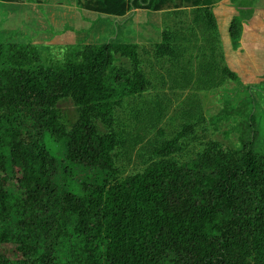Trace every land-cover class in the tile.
Returning a JSON list of instances; mask_svg holds the SVG:
<instances>
[{
  "label": "trees",
  "instance_id": "trees-1",
  "mask_svg": "<svg viewBox=\"0 0 264 264\" xmlns=\"http://www.w3.org/2000/svg\"><path fill=\"white\" fill-rule=\"evenodd\" d=\"M168 1L88 0L84 9L119 26L118 18L161 12ZM172 1L215 22V0ZM155 48L173 53L167 33ZM139 65L135 44L83 45L47 68L34 46L0 43V219L11 215L0 221V264H264V161L252 111L239 151L212 145L188 163L160 160L122 181L110 174L117 142L100 136L91 117L110 126L122 100L147 91ZM63 98L78 108L69 131L56 110ZM48 139L63 141L61 159ZM180 150L175 138L156 153ZM76 166L95 174L71 183Z\"/></svg>",
  "mask_w": 264,
  "mask_h": 264
},
{
  "label": "rangeland",
  "instance_id": "rangeland-1",
  "mask_svg": "<svg viewBox=\"0 0 264 264\" xmlns=\"http://www.w3.org/2000/svg\"><path fill=\"white\" fill-rule=\"evenodd\" d=\"M87 1L0 0V43L34 46L47 68L63 64L72 50L83 45L132 41L138 45L147 91L122 100L110 126L91 117L100 136L113 134L116 139L110 172L114 178H131L160 160L191 162L212 145L230 153L239 151V131L247 111L256 118V149L264 161V0H215L210 9L213 24L204 9L170 0L161 12L140 16L134 28L129 25L127 35L133 37L122 36L117 31L121 25L112 18L84 9ZM102 20L105 27L99 28ZM108 23L111 28H106ZM232 23L234 38L229 36ZM164 33L171 38V55L156 52ZM113 60L116 66L132 70L128 60L117 55ZM226 70L236 79H230ZM56 110L69 131L78 108L70 98H63ZM175 138L180 151L165 157L156 153ZM47 145L53 156H64L63 141L48 139ZM94 174L76 166L69 181L77 183ZM10 216L5 214L0 221L7 222Z\"/></svg>",
  "mask_w": 264,
  "mask_h": 264
},
{
  "label": "crops",
  "instance_id": "crops-1",
  "mask_svg": "<svg viewBox=\"0 0 264 264\" xmlns=\"http://www.w3.org/2000/svg\"><path fill=\"white\" fill-rule=\"evenodd\" d=\"M144 14H146V15H144ZM148 14H151V12L150 11H147V10H136L135 12H134V14L132 15V18H131V22L130 21H126V19L128 18V16H125V17H123V18H118L117 20L120 22V24H121V26L118 28V32L119 33H121L122 34V36H127V37H130L131 36V34L128 36L127 35V29H128V27H129V25H132V28H134L135 27V23H137L138 22V20H139V18H140V16L142 17V16H148ZM101 16V15H100ZM97 18V17H96ZM101 18H103V17H101ZM105 18H109V17H107V16H105ZM110 19V18H109ZM110 20H113V18L112 19H110ZM121 20V21H120ZM124 20V21H123ZM98 25H99V28H101V26H104L105 27V25H104V21L102 20V21H100V22H98ZM111 25L108 23V25H106V28H111L110 27ZM109 30H111V29H109ZM133 36H134V34H132ZM133 36H131V37H133ZM122 44H125V43H122ZM128 44H135V45H137L136 43H134L133 41L132 42H130V43H128Z\"/></svg>",
  "mask_w": 264,
  "mask_h": 264
}]
</instances>
